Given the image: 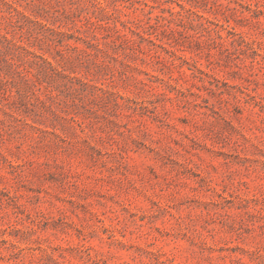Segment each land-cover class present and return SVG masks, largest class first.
I'll list each match as a JSON object with an SVG mask.
<instances>
[{"label": "rangeland", "instance_id": "rangeland-1", "mask_svg": "<svg viewBox=\"0 0 264 264\" xmlns=\"http://www.w3.org/2000/svg\"><path fill=\"white\" fill-rule=\"evenodd\" d=\"M0 264H264V0H0Z\"/></svg>", "mask_w": 264, "mask_h": 264}]
</instances>
